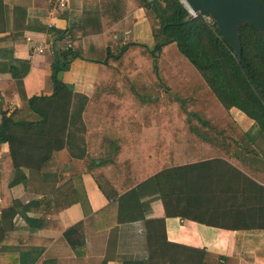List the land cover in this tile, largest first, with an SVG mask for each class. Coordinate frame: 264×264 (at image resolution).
<instances>
[{"label": "crops", "instance_id": "obj_1", "mask_svg": "<svg viewBox=\"0 0 264 264\" xmlns=\"http://www.w3.org/2000/svg\"><path fill=\"white\" fill-rule=\"evenodd\" d=\"M96 11L98 0H68L61 13L51 10L49 0H0V81L27 61L24 95H49L47 29H66L82 12ZM152 16L141 0H126L124 16L106 33L150 49L158 31ZM81 48L84 58L72 60L58 78L90 98L105 33L85 36ZM0 103L9 113L20 97L15 93L6 101L0 90ZM80 136L83 156L98 154L107 164L88 167L65 147L55 176L21 168L24 176L14 178L0 162V264H264V155L234 164L212 156V144L201 151L196 138L164 131L154 137L148 148L153 157L141 167L143 146L131 133ZM186 149L197 157L186 162ZM6 151L1 144L0 155ZM70 189L75 201L57 213L51 201L40 203Z\"/></svg>", "mask_w": 264, "mask_h": 264}, {"label": "trees", "instance_id": "obj_2", "mask_svg": "<svg viewBox=\"0 0 264 264\" xmlns=\"http://www.w3.org/2000/svg\"><path fill=\"white\" fill-rule=\"evenodd\" d=\"M141 1L158 23L150 49L110 39L106 31L124 16L126 0H98V11L82 12L66 29H47L51 35L49 95H24L21 78L28 70L27 61L18 62L10 80L0 81L6 101L15 93L20 97L19 106L9 113L0 103V145L7 144L0 162L9 165L14 178L17 173L24 176L21 168L55 176L58 152L64 147L72 157H84L88 167H103L107 160L98 154L81 153L83 132L108 131L117 137L131 133L138 148L143 146L141 167L153 157L148 148L154 137L159 140L164 131L212 144V156L234 164H240L241 157L264 155V34L247 22L240 23L237 55L213 19L207 22L205 15L190 16L180 0ZM102 32L104 56L96 61L93 94L86 98L72 92L58 73L66 71L75 58H84L82 38ZM164 59L175 70L171 77L161 66ZM191 74L198 77L197 85L190 82ZM201 91L211 94L224 110L235 108L252 120L254 134L231 133L227 127L210 125L194 108L203 94L197 97L194 93ZM183 156L186 162L197 157L188 149ZM74 192L70 189L54 200L46 195L40 203L51 201L57 213L75 201ZM45 211L43 216L49 215ZM72 229L65 232L67 238Z\"/></svg>", "mask_w": 264, "mask_h": 264}, {"label": "water", "instance_id": "obj_3", "mask_svg": "<svg viewBox=\"0 0 264 264\" xmlns=\"http://www.w3.org/2000/svg\"><path fill=\"white\" fill-rule=\"evenodd\" d=\"M198 15H209L234 52L239 55L236 27L247 22L264 34V4L258 0H180Z\"/></svg>", "mask_w": 264, "mask_h": 264}, {"label": "rangeland", "instance_id": "obj_4", "mask_svg": "<svg viewBox=\"0 0 264 264\" xmlns=\"http://www.w3.org/2000/svg\"><path fill=\"white\" fill-rule=\"evenodd\" d=\"M187 9V8H186ZM153 19V16H152ZM156 21L153 20V26L156 27ZM162 68L166 72L168 77H171L175 70L174 68L168 64V62L164 59L161 63ZM191 83L194 85L198 84V77L195 74H191ZM201 93L202 96L199 103L194 102V108L198 114L203 116L204 119H207L210 125H216L218 128L225 129L226 127L230 129L231 133H238L240 131H248L254 134V126L253 121L243 115L241 112L236 110H224L218 102L214 99V97L209 94L205 93V91L195 92V96H199ZM212 140V138L210 139ZM214 144H217L218 141L213 140ZM201 151H207L206 147L202 144Z\"/></svg>", "mask_w": 264, "mask_h": 264}, {"label": "built area", "instance_id": "obj_5", "mask_svg": "<svg viewBox=\"0 0 264 264\" xmlns=\"http://www.w3.org/2000/svg\"><path fill=\"white\" fill-rule=\"evenodd\" d=\"M51 3V10L54 11L55 13H61L62 11H64V9L67 6L68 0H49ZM190 16H196L198 14L193 13L191 11L188 12ZM204 18L206 19L207 22H211L212 18L208 15V16H204ZM68 35H65V38H67ZM69 42L66 43V47H69ZM37 52H41V49L36 48L35 49Z\"/></svg>", "mask_w": 264, "mask_h": 264}]
</instances>
